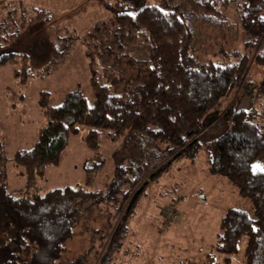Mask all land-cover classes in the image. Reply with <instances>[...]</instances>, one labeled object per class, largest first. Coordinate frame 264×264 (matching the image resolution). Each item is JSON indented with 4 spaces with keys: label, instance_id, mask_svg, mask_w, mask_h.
I'll use <instances>...</instances> for the list:
<instances>
[{
    "label": "trees",
    "instance_id": "trees-1",
    "mask_svg": "<svg viewBox=\"0 0 264 264\" xmlns=\"http://www.w3.org/2000/svg\"><path fill=\"white\" fill-rule=\"evenodd\" d=\"M216 2L193 0V11H182L179 6L135 0L136 6L117 5L110 17L96 22L86 33L94 106H88L80 88L66 94L60 106H51L49 94L44 93L41 103L46 125L35 145L16 152L13 160L34 186L48 166L60 163L71 137L82 126L90 128L84 141L95 153L86 168L87 185H93L105 165L99 152L100 131L113 141L123 137L133 141L130 135H141L134 140L140 145L138 160L118 166L106 191L65 188L26 198L9 192L6 171L0 167V264H63L68 243L77 234L82 204L91 198L93 206L108 204L109 221L123 214L112 236L114 241L120 239L150 180L168 170L174 160L194 162L201 152L209 172L226 178L254 210L253 217L237 208L226 212L220 222L217 252L224 255V264H231L244 240L245 264H264V169L253 167L264 159V79L257 88L247 83L254 65L264 70V0H247L238 24L244 43L254 52L252 63L251 55L245 54L226 66L202 62L194 52L195 20L213 27L226 22ZM146 43L145 59L123 53L126 48L142 49ZM70 48L69 42L65 51ZM114 53L119 63L136 70V86L127 83L118 70L100 67L99 61ZM16 56L4 52L0 66L18 63ZM27 59L24 55L22 71H16L23 83L31 76ZM122 83L127 84L118 92L116 87ZM237 92L235 101L227 105ZM216 121H223L225 129L213 138H204ZM162 163H166L164 167ZM176 217L167 216V220ZM90 231L89 249L70 264H88L93 252L100 258L110 236L103 229ZM204 264H217V254L209 253Z\"/></svg>",
    "mask_w": 264,
    "mask_h": 264
},
{
    "label": "rangeland",
    "instance_id": "rangeland-1",
    "mask_svg": "<svg viewBox=\"0 0 264 264\" xmlns=\"http://www.w3.org/2000/svg\"><path fill=\"white\" fill-rule=\"evenodd\" d=\"M140 1L161 7L179 6L182 11L194 9L193 0ZM246 2L217 0V10L226 17L222 27L195 20L194 52L200 61L226 66L249 54L252 63L254 52L246 46L238 28ZM135 4V0H0V46L4 49L0 56L11 51L18 59L16 64L0 66V167L5 169L8 190L15 197L44 195L65 188H82L91 193L106 191L116 177L118 166H126L128 160L137 162L140 145L137 146L134 140L141 135H130L134 142L124 137L113 141L100 131L99 152L105 165L93 185H87L86 168L89 159L95 157L84 141L90 132L87 126H82L79 134L71 137L60 163L48 166L45 176L34 186L28 184L23 168L13 160L16 152L35 145L40 130L46 125L41 103L44 93L49 94L51 106H60L66 94L80 88L88 106H94L90 60L86 55L84 37L96 22L110 17L117 5ZM69 42L71 48L65 51ZM147 46L146 43L142 49L126 48L123 53L145 59ZM115 53L98 60V64L118 70L127 83L136 86V70L124 62L119 63ZM24 55L28 56L31 73L27 83H23L16 73L22 71ZM263 79L264 70L254 65L248 86L257 88ZM127 83L118 85L116 90L122 91ZM238 95L237 92L227 105ZM225 127L223 121H216L202 136L213 138ZM165 164L162 163L163 167ZM253 167L264 169V159L255 162ZM93 202L91 198L82 204L77 234L68 243L63 264H70L87 252L92 235L90 229H103L110 239L101 249L100 258L93 252L88 264H204L209 253H216L217 264H224V255L216 250L221 219L230 208L245 210L251 217L254 215L252 203L241 198L233 184L209 172L204 152L194 162L190 159L174 160L168 170L150 180L120 239L114 241L112 236L123 214L115 217L113 222L109 221L108 204L93 206ZM168 207L178 212L174 220H167L164 211ZM111 211L115 212L113 208ZM245 249L246 241L243 240L231 264H245Z\"/></svg>",
    "mask_w": 264,
    "mask_h": 264
},
{
    "label": "built area",
    "instance_id": "built-area-1",
    "mask_svg": "<svg viewBox=\"0 0 264 264\" xmlns=\"http://www.w3.org/2000/svg\"><path fill=\"white\" fill-rule=\"evenodd\" d=\"M165 213L167 214L166 216H169V217H174V216H177L178 215V213H177V211L175 210V208L174 209H172L171 207H169V208H167L166 210H165Z\"/></svg>",
    "mask_w": 264,
    "mask_h": 264
}]
</instances>
